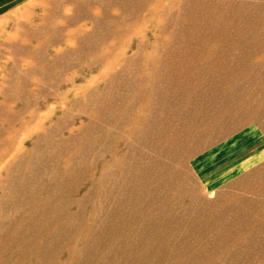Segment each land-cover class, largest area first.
<instances>
[{"label": "rangeland", "instance_id": "rangeland-1", "mask_svg": "<svg viewBox=\"0 0 264 264\" xmlns=\"http://www.w3.org/2000/svg\"><path fill=\"white\" fill-rule=\"evenodd\" d=\"M83 262L264 264V0H0V264Z\"/></svg>", "mask_w": 264, "mask_h": 264}, {"label": "bare ground", "instance_id": "bare-ground-1", "mask_svg": "<svg viewBox=\"0 0 264 264\" xmlns=\"http://www.w3.org/2000/svg\"><path fill=\"white\" fill-rule=\"evenodd\" d=\"M103 4H104V3H103ZM128 10H129V9H128ZM135 12H136V11H135ZM131 14H132V13H131ZM158 78H159V77H158ZM160 78H161V77H160ZM156 79H157V78H156ZM113 110H114V109H113ZM127 110H128V109H126V111H127ZM129 112H131V111H129ZM125 114H126V112L124 113V115H125ZM113 115H114V114H113ZM127 115H128V114H127ZM113 117H114V116H113ZM126 117H127V116H124L122 119H125ZM58 122H59L58 125H60V124H61V121H58ZM122 123H123V121H122ZM117 126H118V125H116V129H117ZM58 127H59V126H58ZM61 129H62V128H61ZM118 129H120V128H118ZM141 131H143V130H141ZM117 132H118V131H117ZM108 133H109V132H108ZM114 133H116V131H114ZM55 134H56V133H55ZM47 135H48V134H47ZM59 135H60V134H59ZM103 135H104V134H103ZM117 135H118V134H117ZM48 136H49V135H48ZM70 136H71V135H70ZM109 136H111V135L109 134ZM114 136H116V135H113L112 137H114ZM56 137H57V136H56ZM73 137H74V136H72V139H73ZM103 137H104V136H103ZM108 138H109V137H108ZM63 139H64V138H63ZM67 139H68V138H67ZM70 139H71V138H70ZM99 139H100V138H99ZM101 139H102V138H101ZM106 139H107V138H106ZM104 140H105V138H104ZM61 141H62V140H61ZM68 141H69V140H68ZM74 141H76L75 138H74ZM90 141H91V140H90ZM92 141H93V140H92ZM102 141H103V139H102ZM102 141H101V142H102ZM113 141H114V140H111L110 143H112ZM39 142H40V140H39ZM50 142H52V140H51ZM62 142H63V141H62ZM64 142H65V139H64ZM64 142H63V143H64ZM93 142H94V141H93ZM103 142H104V141H103ZM105 142H106V140H105ZM133 142H134V141H133ZM63 143H62V144H63ZM70 143H71V142H70ZM46 144H47V142H46ZM59 144H60V143H59ZM76 144H77V143H76ZM91 144L94 145V143H92V142H91ZM99 144H100V143H99ZM102 144H103V143H102ZM37 145H38V144H37ZM37 145H36V146H37ZM60 145H61V144H60ZM96 146H98V144H97ZM96 146H95V147H96ZM61 147H62V145H61ZM106 147H107V146H106ZM36 148H37V147H36ZM58 148H59V147H58ZM56 149H57V148H56ZM86 149H87V148H86ZM87 150H88V149H87ZM94 150H95V149H94ZM94 150H91V151H94ZM57 151H58V150H57ZM60 151H61V149H60ZM51 152H52V151H51ZM58 152H59V151H58ZM84 152H85V151H84ZM86 152H87V151H86ZM86 152H85V153H86ZM53 153H54V152H53ZM91 153H92V152H91ZM46 154H47V153H46ZM48 154H49V153H48ZM56 154H57V153H56ZM60 154H61V153H60ZM49 155H50V154H49ZM58 155H59V153H58ZM89 155H90V154H89ZM89 155H86V156H89ZM93 155H95V154H93ZM91 156H92V155H91ZM50 157H51V156H50ZM52 157H53V156H52ZM55 157H56V156H55ZM89 157H90V156H89ZM91 159H92V158H91ZM93 159H95V157H93ZM48 160H49V159H48ZM84 162H85V161H84ZM80 163H81V162H80ZM86 164H87V163H86ZM81 168H82V166H81ZM87 168H88V167H87ZM84 169L86 170V168H84ZM82 170H83V169H82ZM87 170H88V169H87ZM35 175H36V174H35ZM64 175H65V174H64ZM67 175H68V174H67ZM67 175H66V176H67ZM69 176H70V175H69ZM76 176H77V175H76ZM76 176H75V177H76ZM80 176H81V175H80ZM64 177H65V176H64ZM62 179H63V177H62ZM62 179H61V180H62ZM67 179H68V178H67ZM73 179H75V178H73ZM78 179H79V177H78ZM75 181H76V179H75ZM76 182H77V181H76ZM62 183H64V182H62ZM62 183H61V184H62ZM69 183H72V182H69ZM74 183H75V182L73 181L72 184H74ZM64 184H65V183H64ZM21 186H22V185H21ZM64 186H65V185H64ZM69 186H71V185H69ZM20 189H21V188H20ZM20 189H19V191H20ZM70 190H71V189H70ZM71 191H72V190H71ZM17 192H18V191H17ZM72 192H73V191H72ZM52 197H53V196H52ZM58 200H59V199H58ZM73 205H74V204H73ZM62 206H63V205H62ZM63 211H65V210H63ZM58 212H59V210H58ZM60 212H61V211H60ZM34 213H36V212H34ZM49 214H50V213H49ZM31 215H32V213H31ZM33 215H35V214H33ZM45 215H46V216H49V215H47V214H45ZM56 216H57V215H56ZM50 217H51V216H50ZM69 218H70V217H69ZM71 218H72V217H71ZM30 219H32V218H30ZM52 219H54V218H52ZM77 219H78V217H77ZM45 220H46V219H45ZM49 221H50V220H49ZM51 221H52V220H51ZM27 222H28V221H27ZM42 222H43V221H42ZM96 222H97V221H96ZM62 224L64 225V221H63ZM41 227H42V226H41ZM68 227H69V226H68ZM69 228H70V227H69ZM69 228H68V229H69ZM68 229H67V230H68ZM42 230H43V229H42ZM59 230H61V229H59ZM68 231H69V230H68ZM32 232H33V231H32ZM52 232H53V231H52ZM54 232H55V231H54ZM54 232H53V233H54ZM66 232H67V231H66ZM33 233H34V232H33ZM49 233H50V232H49ZM57 233H58V231H57ZM64 233H65V232H64ZM68 233H69V232H68ZM61 234H62V233H61ZM61 234H60V235H61ZM48 235H49V234H48ZM66 235H67V233L65 234V236H66ZM54 236H55V235H54ZM61 236H62V235H61ZM61 236L59 237L60 239H61ZM65 236H64V237H65ZM47 238H48V237H47ZM67 238H68V237H67ZM67 238H66V239H67ZM54 239H55V238H54ZM60 239H59V240H60ZM43 240H44V239H43ZM61 240H62V239H61ZM61 240H60V243H62ZM45 241H47V240H45ZM45 241H44V242H45ZM57 243H59V242H57ZM89 243H90V242H89ZM89 243H88V244H89ZM42 249H43V248H42ZM41 252H42V251H41ZM82 252H83V251H82ZM98 252H99V251H98ZM99 253H100V252H99ZM41 254H42V253H41ZM83 254H84V253H83ZM79 255H80V254H79ZM87 255H88V253H87ZM81 256H82V255H81ZM50 259L52 260V257H51ZM50 259H49V260H50ZM51 260H50V261H51ZM69 261H70V260H69ZM75 261H76V260H75ZM82 261H84L83 258H82ZM84 262H85V261H84ZM84 262H83L82 264H84ZM88 262H90V261L88 260ZM88 262H87V263H88Z\"/></svg>", "mask_w": 264, "mask_h": 264}]
</instances>
